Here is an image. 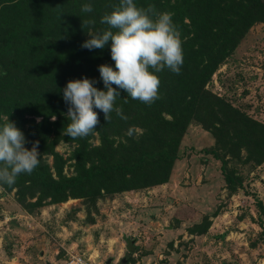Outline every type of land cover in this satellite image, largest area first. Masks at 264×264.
Returning <instances> with one entry per match:
<instances>
[{
	"label": "trees",
	"instance_id": "16d2710c",
	"mask_svg": "<svg viewBox=\"0 0 264 264\" xmlns=\"http://www.w3.org/2000/svg\"><path fill=\"white\" fill-rule=\"evenodd\" d=\"M135 2L173 13L182 39L181 72L157 73L159 99L151 105L117 89L115 107H121L127 119L113 111L107 122L94 108L99 117L94 134L73 139L63 134L69 123L63 91L68 81L84 77L106 91L99 66L108 64L115 70L111 40L103 49L81 45L89 39L88 32L107 27L100 19L118 0H0V124L8 116L24 133L25 147L31 149L38 141L40 153V164L30 175L23 173L15 184L0 188L1 193L13 191L15 202L27 213L81 198L92 222L89 211L98 198L166 182L180 139L192 122L212 136L207 152L219 161L230 194L242 188L239 166L264 161V123L205 87L249 27L264 23V0ZM85 3L93 5L91 13L81 11ZM89 19L95 25L83 27L82 20ZM93 138L97 143L91 142ZM59 141L72 144L67 158L54 149ZM67 159L72 160L69 175L62 172ZM255 203L261 213V202ZM208 225L203 216L187 231L201 234Z\"/></svg>",
	"mask_w": 264,
	"mask_h": 264
},
{
	"label": "rangeland",
	"instance_id": "374dc122",
	"mask_svg": "<svg viewBox=\"0 0 264 264\" xmlns=\"http://www.w3.org/2000/svg\"><path fill=\"white\" fill-rule=\"evenodd\" d=\"M205 87L264 123V23L249 27ZM212 145L210 133L190 123L168 180L98 198L89 211L92 222L81 198L43 205L31 215L13 191L0 188V264H65L74 252L103 264L122 258L127 264H264V161L239 166L242 188L230 194L219 161L207 152ZM71 148L62 141L54 146L63 158ZM71 162L63 164L66 175ZM203 216L206 231L189 233Z\"/></svg>",
	"mask_w": 264,
	"mask_h": 264
},
{
	"label": "clouds",
	"instance_id": "9594fccd",
	"mask_svg": "<svg viewBox=\"0 0 264 264\" xmlns=\"http://www.w3.org/2000/svg\"><path fill=\"white\" fill-rule=\"evenodd\" d=\"M112 8L100 19L107 27L88 32L89 39L81 45L89 50L103 49L111 40L115 70L108 64L99 66L106 91L95 87L87 77L68 81L63 91V98L69 104L66 114L69 123L63 134L73 139L94 134L99 124L94 108L104 113L107 122L113 111L121 119H127L123 109L115 107L120 97L117 89L124 90L134 100L151 105L159 99L161 81L157 73L165 69L177 75L181 72L182 39L172 19L173 13L160 12L153 4L138 6L135 0H118ZM81 11L91 13L93 5L85 3ZM95 23L94 19L82 20L83 27ZM25 143L24 133L5 117L0 124V184L11 186L19 175H30L40 164L38 141L31 149L26 148Z\"/></svg>",
	"mask_w": 264,
	"mask_h": 264
},
{
	"label": "built area",
	"instance_id": "2783aa9c",
	"mask_svg": "<svg viewBox=\"0 0 264 264\" xmlns=\"http://www.w3.org/2000/svg\"><path fill=\"white\" fill-rule=\"evenodd\" d=\"M65 264H103V263H94L92 258L86 256L82 253H69L65 257Z\"/></svg>",
	"mask_w": 264,
	"mask_h": 264
},
{
	"label": "water",
	"instance_id": "95a60500",
	"mask_svg": "<svg viewBox=\"0 0 264 264\" xmlns=\"http://www.w3.org/2000/svg\"><path fill=\"white\" fill-rule=\"evenodd\" d=\"M132 242H133V240H129V239H127L126 240V245H127V247H128V249L129 250H133V246H132ZM109 259H107L105 262H104V264H109ZM120 262H121V264H123L124 263V259L122 258V259H120Z\"/></svg>",
	"mask_w": 264,
	"mask_h": 264
},
{
	"label": "bare ground",
	"instance_id": "6f19581e",
	"mask_svg": "<svg viewBox=\"0 0 264 264\" xmlns=\"http://www.w3.org/2000/svg\"><path fill=\"white\" fill-rule=\"evenodd\" d=\"M90 257V256H89ZM91 258V257H90Z\"/></svg>",
	"mask_w": 264,
	"mask_h": 264
}]
</instances>
